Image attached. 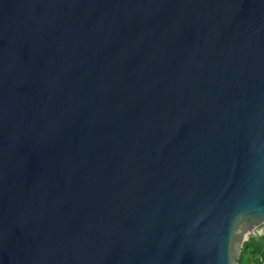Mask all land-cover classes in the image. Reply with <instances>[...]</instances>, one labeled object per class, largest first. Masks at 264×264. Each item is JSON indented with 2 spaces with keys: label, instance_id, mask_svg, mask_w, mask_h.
Segmentation results:
<instances>
[{
  "label": "water",
  "instance_id": "obj_1",
  "mask_svg": "<svg viewBox=\"0 0 264 264\" xmlns=\"http://www.w3.org/2000/svg\"><path fill=\"white\" fill-rule=\"evenodd\" d=\"M238 215L264 0H0V264H229Z\"/></svg>",
  "mask_w": 264,
  "mask_h": 264
},
{
  "label": "clouds",
  "instance_id": "obj_2",
  "mask_svg": "<svg viewBox=\"0 0 264 264\" xmlns=\"http://www.w3.org/2000/svg\"><path fill=\"white\" fill-rule=\"evenodd\" d=\"M243 224H248L249 229L242 230ZM262 225H264V216L261 215H238L233 219L227 240V248L233 251L229 264H239L241 252L250 240L264 242V230H254L256 226Z\"/></svg>",
  "mask_w": 264,
  "mask_h": 264
},
{
  "label": "trees",
  "instance_id": "obj_3",
  "mask_svg": "<svg viewBox=\"0 0 264 264\" xmlns=\"http://www.w3.org/2000/svg\"><path fill=\"white\" fill-rule=\"evenodd\" d=\"M239 264H264V242L250 240L241 252Z\"/></svg>",
  "mask_w": 264,
  "mask_h": 264
},
{
  "label": "rangeland",
  "instance_id": "obj_4",
  "mask_svg": "<svg viewBox=\"0 0 264 264\" xmlns=\"http://www.w3.org/2000/svg\"><path fill=\"white\" fill-rule=\"evenodd\" d=\"M261 230H264V226L262 227V229Z\"/></svg>",
  "mask_w": 264,
  "mask_h": 264
},
{
  "label": "flooded vegetation",
  "instance_id": "obj_5",
  "mask_svg": "<svg viewBox=\"0 0 264 264\" xmlns=\"http://www.w3.org/2000/svg\"><path fill=\"white\" fill-rule=\"evenodd\" d=\"M263 226H264V225H263ZM263 226H261V228H262Z\"/></svg>",
  "mask_w": 264,
  "mask_h": 264
}]
</instances>
